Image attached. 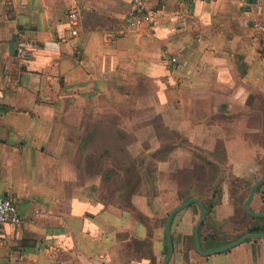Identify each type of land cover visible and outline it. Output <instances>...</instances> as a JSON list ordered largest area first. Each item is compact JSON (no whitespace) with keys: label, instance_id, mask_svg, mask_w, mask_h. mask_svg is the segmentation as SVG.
<instances>
[{"label":"crops","instance_id":"obj_1","mask_svg":"<svg viewBox=\"0 0 264 264\" xmlns=\"http://www.w3.org/2000/svg\"><path fill=\"white\" fill-rule=\"evenodd\" d=\"M142 2L129 28L133 0H0V197L21 218L0 264H161L168 213L221 172L201 247L247 232L229 226L264 171V0ZM198 217L174 215L167 264H264V238L198 255Z\"/></svg>","mask_w":264,"mask_h":264},{"label":"water","instance_id":"obj_2","mask_svg":"<svg viewBox=\"0 0 264 264\" xmlns=\"http://www.w3.org/2000/svg\"><path fill=\"white\" fill-rule=\"evenodd\" d=\"M222 168V166H220ZM223 173L221 172L219 176L216 178L214 183L210 186L208 196L209 199L212 198L214 189L217 187ZM264 183V171L261 173V175L254 180V182L250 185L247 191L246 197L242 200V209L243 211L252 217L255 218H261L264 217V210L263 211H255L250 207L251 200L256 193L257 188ZM150 186V185H149ZM208 202V201H207ZM195 203L198 205L199 208V217L194 225L193 228V241H194V248L195 251L198 255L200 256H208L213 253H218L222 251H226L246 240L249 239H259V238H264V232H245L238 236L237 238L226 242L218 247L215 248H210L207 250L202 249L201 244H200V237H199V229L204 222L205 216L208 213V209L206 204H204L199 198L191 196L184 200L182 203L178 204L175 206L172 210L167 215L166 222H165V237H166V253L162 259L161 264H167L172 251H173V246H172V239H171V233H170V226L172 219L174 215L181 209L189 206L190 204Z\"/></svg>","mask_w":264,"mask_h":264},{"label":"rangeland","instance_id":"obj_3","mask_svg":"<svg viewBox=\"0 0 264 264\" xmlns=\"http://www.w3.org/2000/svg\"><path fill=\"white\" fill-rule=\"evenodd\" d=\"M253 115H255V112H253ZM255 118L259 119L258 115H255ZM258 133L256 135L252 136V137H254L255 141L264 143L263 136H262V138H260V135H259V139L257 138L258 137ZM121 141L123 142V140H121V139L120 140L119 139L111 140L109 138H102V139L97 140L95 142V144L97 143L96 146H100L101 148H103V147H106L105 145H111V146L114 145V144L115 145L116 144H120L121 145ZM125 141H128V140H125ZM92 145H93V148H94L95 147L94 144H92ZM182 145H183V142H182ZM116 147L120 148V146H118V145ZM184 151H186L185 148H184ZM190 153H191V155H194V158L196 160H199L200 162H205V158L204 157H201L200 155L197 156V154H195V152L193 153L192 150H190ZM119 156H121V155H119ZM139 156L141 158L145 157L144 155H139ZM112 157H114V156H110L108 153H107V155L105 154L104 157H103V162L107 163L108 165H110L112 160H116V159H114L115 157L114 158H112ZM140 157L138 158V161H139ZM82 158H83V155L81 154L80 155V159H82ZM263 161H264V159H263ZM217 163H218V165H222V163L220 161H218ZM119 175H120V177L122 176L120 171H119ZM191 182L192 181H190V183ZM191 185H192L191 187H194V188L196 187V190H195L196 192H200L201 194L205 195L207 188H200L201 189V191H200L199 188H198L199 186H201L200 182H196V180H194ZM247 189L248 188L245 187V188H243V191H241V192L239 191V194H241V195H239V197H240L239 198V202L235 201V203H234L235 204V217H233L231 225L229 226V228H231L232 233H233L231 235V237L237 235L238 233H241L242 231H244L245 228H249V227L253 226L256 223V220H254L252 218V216L248 215L249 216L248 217V216L244 215V213L241 210L242 209V204L241 203H242V200L244 199V197L246 196V193H247L246 190ZM261 193L263 194L262 195V199H263L262 202H263V205H264V187H263ZM263 208H264V206H263Z\"/></svg>","mask_w":264,"mask_h":264},{"label":"built area","instance_id":"obj_4","mask_svg":"<svg viewBox=\"0 0 264 264\" xmlns=\"http://www.w3.org/2000/svg\"><path fill=\"white\" fill-rule=\"evenodd\" d=\"M133 2L136 5L135 10L124 17V21L129 28L139 26L146 14V7L142 0H133ZM72 33L75 34V31H72ZM16 55L20 62H26L31 56L22 44L17 46ZM20 222L21 218L12 200L9 197H0V224L17 225Z\"/></svg>","mask_w":264,"mask_h":264},{"label":"trees","instance_id":"obj_5","mask_svg":"<svg viewBox=\"0 0 264 264\" xmlns=\"http://www.w3.org/2000/svg\"><path fill=\"white\" fill-rule=\"evenodd\" d=\"M264 184V183H263ZM218 186V185H217ZM262 185H260L258 188H257V190H256V193H257V191L259 190V188L261 187ZM215 190H216V188L214 189V192H213V196H212V198L211 199H208V202L206 201V202H204V204H206V206H207V209H208V212H209V210L211 209V207H212V199H213V197H214V193H215ZM181 196V195H180ZM186 197L187 196H183V197H181L182 199H186ZM253 201H254V199H253ZM253 201H252V205H253ZM242 211H243V209H242ZM243 213H244V215H246V216H248L244 211H243ZM249 217V216H248ZM254 220H256V223L253 225V226H251V227H249V228H247V232H264V217H261V218H255V217H252ZM201 232H202V228H200L199 229V233L201 234Z\"/></svg>","mask_w":264,"mask_h":264},{"label":"flooded vegetation","instance_id":"obj_6","mask_svg":"<svg viewBox=\"0 0 264 264\" xmlns=\"http://www.w3.org/2000/svg\"><path fill=\"white\" fill-rule=\"evenodd\" d=\"M261 211H263V210H261Z\"/></svg>","mask_w":264,"mask_h":264}]
</instances>
